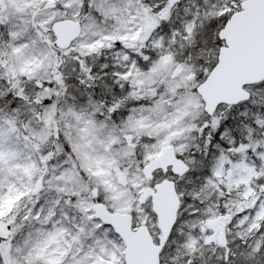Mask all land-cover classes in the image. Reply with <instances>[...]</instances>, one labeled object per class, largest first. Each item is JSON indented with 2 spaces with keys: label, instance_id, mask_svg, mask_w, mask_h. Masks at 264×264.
Wrapping results in <instances>:
<instances>
[{
  "label": "snow or ice",
  "instance_id": "1",
  "mask_svg": "<svg viewBox=\"0 0 264 264\" xmlns=\"http://www.w3.org/2000/svg\"><path fill=\"white\" fill-rule=\"evenodd\" d=\"M0 264H264V0H0Z\"/></svg>",
  "mask_w": 264,
  "mask_h": 264
}]
</instances>
